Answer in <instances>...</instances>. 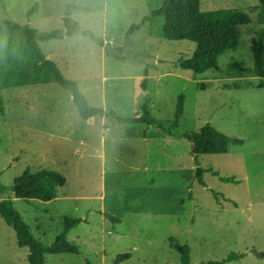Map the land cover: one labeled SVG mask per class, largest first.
I'll return each mask as SVG.
<instances>
[{"label": "rangeland", "instance_id": "rangeland-1", "mask_svg": "<svg viewBox=\"0 0 264 264\" xmlns=\"http://www.w3.org/2000/svg\"><path fill=\"white\" fill-rule=\"evenodd\" d=\"M163 4L0 0V23L49 32L62 28L71 6L70 17L95 36L39 42L46 59L105 112L84 120L71 93L37 62L23 29L3 32L19 42V53L0 57V182L6 188L0 201L12 202L44 246L62 233L65 218L80 220L67 235L79 253L46 255L45 264H183L184 249L189 264L228 258L224 264H264V88L260 77L226 74L233 63L253 67L251 42H264V21L259 11L248 13L238 45L218 58L219 71L195 75L178 66L195 44L166 40L164 17H152ZM260 5L200 0L203 12ZM180 96L183 113L176 120ZM144 109L163 131L110 115L138 117ZM206 123L240 143L225 154L194 158L187 139L170 136L198 132ZM26 170L56 171L67 184L50 202L24 201L9 187ZM27 256L0 217V264H29Z\"/></svg>", "mask_w": 264, "mask_h": 264}, {"label": "trees", "instance_id": "trees-1", "mask_svg": "<svg viewBox=\"0 0 264 264\" xmlns=\"http://www.w3.org/2000/svg\"><path fill=\"white\" fill-rule=\"evenodd\" d=\"M261 5L251 7L248 11L226 9L215 11H201L200 0H164L163 7L152 13V17L162 15L164 17L163 37L168 41H189L195 44V50L191 58L179 60L178 66L183 70H188L195 75H204L208 72L219 71L218 58L228 50L234 49L238 45L242 29L249 23V14L253 11H259L260 20L264 21V0H260ZM39 5L35 4L29 16L38 10ZM71 6H68L65 16L62 19V28L49 32H40L37 29L21 26L13 21H4L0 23V33L5 29L12 32L23 29V37L26 45L32 51L37 62L50 73L52 79L64 90L69 91L73 97V103L79 116L88 120L95 116H104L102 108L91 106L82 95L77 84L72 80L66 79L56 64L43 55L40 50L39 42L47 40H62L66 37L82 35L95 40L94 34L90 30H83L77 21L70 17ZM146 18L145 20H147ZM100 42V41H98ZM102 45V42H100ZM251 54L253 59L252 68H244L239 63H233L228 66L226 74L231 76L244 77L247 75L257 76L262 79L258 88H264V42L262 37L253 39L251 42ZM205 85H199L203 90ZM1 105V99H0ZM183 113V96L179 97L175 119L178 120ZM107 115V114H106ZM121 124H146L155 126L164 130L158 123L150 117L146 109L141 116L132 118L116 117ZM171 137L179 136L185 138L190 143L189 154L194 158L201 155L225 154L230 144H239L236 139H232L222 132L216 130L209 123H206L198 132L171 134ZM203 170L197 168L199 183L203 184L201 174ZM217 175L216 173H214ZM224 181H234L232 179L221 178ZM67 184L66 178L52 170H40L31 172L26 170L21 176L17 177L11 186L10 191L16 198L30 202L38 200L41 202H50L57 198L58 191ZM6 188L0 182V195ZM0 217L5 224L11 227L16 235L17 245L20 248L28 249L27 260L29 264H45L46 255H77L79 248L67 240L68 233L80 223L78 219L65 218L62 233L50 246H44L35 240L29 233L28 226L22 217L15 211L11 201H0ZM109 220L116 222L112 216H107ZM183 264H189L188 250L180 251ZM263 256V255H260ZM123 256L118 257V260ZM219 263L209 262L207 264H224L230 261Z\"/></svg>", "mask_w": 264, "mask_h": 264}, {"label": "clouds", "instance_id": "clouds-1", "mask_svg": "<svg viewBox=\"0 0 264 264\" xmlns=\"http://www.w3.org/2000/svg\"><path fill=\"white\" fill-rule=\"evenodd\" d=\"M19 53V42L10 40L9 37L0 33V57L5 55H17Z\"/></svg>", "mask_w": 264, "mask_h": 264}, {"label": "crops", "instance_id": "crops-1", "mask_svg": "<svg viewBox=\"0 0 264 264\" xmlns=\"http://www.w3.org/2000/svg\"><path fill=\"white\" fill-rule=\"evenodd\" d=\"M178 137H176L175 139H177ZM162 141V140H161ZM188 154H189V149H188V152H187Z\"/></svg>", "mask_w": 264, "mask_h": 264}, {"label": "water", "instance_id": "water-1", "mask_svg": "<svg viewBox=\"0 0 264 264\" xmlns=\"http://www.w3.org/2000/svg\"><path fill=\"white\" fill-rule=\"evenodd\" d=\"M90 119H92V118H90Z\"/></svg>", "mask_w": 264, "mask_h": 264}]
</instances>
